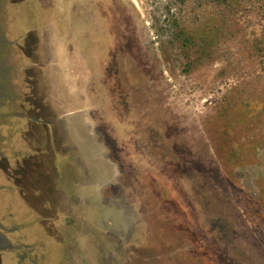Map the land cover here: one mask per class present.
<instances>
[{
	"label": "rangeland",
	"instance_id": "rangeland-1",
	"mask_svg": "<svg viewBox=\"0 0 264 264\" xmlns=\"http://www.w3.org/2000/svg\"><path fill=\"white\" fill-rule=\"evenodd\" d=\"M77 1L69 34L117 178L89 208L61 207L70 160L33 146L47 156L29 183L26 128L0 110V238L18 264H264V0ZM12 4L0 0L3 30Z\"/></svg>",
	"mask_w": 264,
	"mask_h": 264
},
{
	"label": "crops",
	"instance_id": "crops-1",
	"mask_svg": "<svg viewBox=\"0 0 264 264\" xmlns=\"http://www.w3.org/2000/svg\"><path fill=\"white\" fill-rule=\"evenodd\" d=\"M28 2L33 23L22 26L20 17ZM11 3L7 20L10 17L13 25H7L6 30L0 28V45L6 44L5 58L0 61L1 65L5 64L3 74L7 79L6 91L0 93V110L6 111L8 126L26 128L16 135L22 132L28 138L23 160L29 164V183H34L37 163L47 156L45 149L34 147L45 148L49 143L51 151L48 152L56 158L63 150V160H70V169L76 176L68 181L70 189L63 184L54 187L51 200L55 199L61 207L89 208L98 199L95 195L98 189L116 182L117 168L106 159L95 134L88 59L81 49L78 33L73 37L69 34L73 27V0H11ZM42 15H45L43 23L40 22ZM20 26L23 32L18 31ZM65 191L68 193L64 194ZM73 197L76 202L70 200ZM26 199L29 208L36 207L34 197L30 195ZM44 206L51 207V204L44 203ZM11 255L12 264L20 263Z\"/></svg>",
	"mask_w": 264,
	"mask_h": 264
},
{
	"label": "flooded vegetation",
	"instance_id": "flooded-vegetation-1",
	"mask_svg": "<svg viewBox=\"0 0 264 264\" xmlns=\"http://www.w3.org/2000/svg\"><path fill=\"white\" fill-rule=\"evenodd\" d=\"M39 163H40V161L37 164H39ZM38 166H36V167H38ZM18 167L21 168V169H24L25 166L22 165V164H19ZM22 176H23V174H22ZM33 208H36V207H33ZM35 211H37V210H35ZM39 211H37V212H39ZM0 227H2V226L0 225ZM12 249H14V247H13V245L9 241L5 240L4 238H0V252L7 251V252H10L11 253Z\"/></svg>",
	"mask_w": 264,
	"mask_h": 264
}]
</instances>
